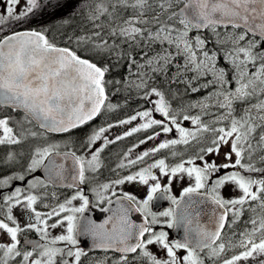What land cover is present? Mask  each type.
Returning a JSON list of instances; mask_svg holds the SVG:
<instances>
[{
	"label": "snow or ice",
	"instance_id": "obj_1",
	"mask_svg": "<svg viewBox=\"0 0 264 264\" xmlns=\"http://www.w3.org/2000/svg\"><path fill=\"white\" fill-rule=\"evenodd\" d=\"M0 264H264V0H0Z\"/></svg>",
	"mask_w": 264,
	"mask_h": 264
},
{
	"label": "water",
	"instance_id": "obj_2",
	"mask_svg": "<svg viewBox=\"0 0 264 264\" xmlns=\"http://www.w3.org/2000/svg\"><path fill=\"white\" fill-rule=\"evenodd\" d=\"M166 207H168V202L167 201H160L155 210H163ZM94 218H97L98 221L102 220L104 218V214L100 213L99 210H96L94 213ZM173 234L176 236L180 235V233H176V232H173ZM88 243H90V242H88Z\"/></svg>",
	"mask_w": 264,
	"mask_h": 264
},
{
	"label": "flooded vegetation",
	"instance_id": "obj_3",
	"mask_svg": "<svg viewBox=\"0 0 264 264\" xmlns=\"http://www.w3.org/2000/svg\"><path fill=\"white\" fill-rule=\"evenodd\" d=\"M133 106V105H132ZM127 141L128 140H125L123 142H120L118 143L117 145L115 146H112V155L114 156L116 152L120 151L122 148L125 147V145L127 146ZM125 144V145H124ZM119 147V148H118ZM155 210V209H154ZM174 235V234H173Z\"/></svg>",
	"mask_w": 264,
	"mask_h": 264
},
{
	"label": "rangeland",
	"instance_id": "obj_4",
	"mask_svg": "<svg viewBox=\"0 0 264 264\" xmlns=\"http://www.w3.org/2000/svg\"><path fill=\"white\" fill-rule=\"evenodd\" d=\"M133 108H135L136 107V105L135 104H133ZM128 141H127V146H130L131 145V143L133 142V138H129V139H127ZM125 145V144H124ZM125 147H126V145H125ZM119 148V147H118Z\"/></svg>",
	"mask_w": 264,
	"mask_h": 264
},
{
	"label": "trees",
	"instance_id": "obj_5",
	"mask_svg": "<svg viewBox=\"0 0 264 264\" xmlns=\"http://www.w3.org/2000/svg\"><path fill=\"white\" fill-rule=\"evenodd\" d=\"M132 107H134V106H132Z\"/></svg>",
	"mask_w": 264,
	"mask_h": 264
}]
</instances>
